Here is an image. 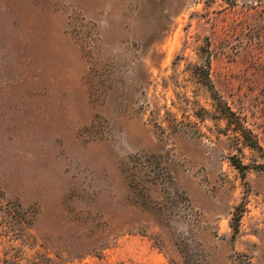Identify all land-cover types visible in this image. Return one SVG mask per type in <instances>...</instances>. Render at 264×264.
Returning <instances> with one entry per match:
<instances>
[{
	"label": "rangeland",
	"instance_id": "1",
	"mask_svg": "<svg viewBox=\"0 0 264 264\" xmlns=\"http://www.w3.org/2000/svg\"><path fill=\"white\" fill-rule=\"evenodd\" d=\"M0 264H264V0H0Z\"/></svg>",
	"mask_w": 264,
	"mask_h": 264
},
{
	"label": "trees",
	"instance_id": "2",
	"mask_svg": "<svg viewBox=\"0 0 264 264\" xmlns=\"http://www.w3.org/2000/svg\"><path fill=\"white\" fill-rule=\"evenodd\" d=\"M206 67H207V64H204V65H202L201 68H202V71L204 73L206 80H208V82H209ZM214 94H215V96H213V98H215V100H217V102H221L220 97L218 95H216L215 91H214ZM224 106H225L224 107L225 111L223 112V117L226 118L228 123H231V124H232V122L235 123L234 127L232 128L235 136L238 139L241 138L245 144H247L249 146H255L256 142L253 141L251 132L245 126L242 125L240 117L238 115H236V113L233 112L228 106H226L225 104H224ZM232 164L238 170H240L242 173L247 168V166L244 165L243 163H241V161L239 159H233L232 158Z\"/></svg>",
	"mask_w": 264,
	"mask_h": 264
}]
</instances>
